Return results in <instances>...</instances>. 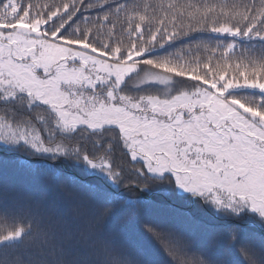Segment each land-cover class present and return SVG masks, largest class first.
Instances as JSON below:
<instances>
[{
	"label": "snow or ice",
	"instance_id": "1",
	"mask_svg": "<svg viewBox=\"0 0 264 264\" xmlns=\"http://www.w3.org/2000/svg\"><path fill=\"white\" fill-rule=\"evenodd\" d=\"M0 152V264H264V0H0Z\"/></svg>",
	"mask_w": 264,
	"mask_h": 264
},
{
	"label": "trees",
	"instance_id": "2",
	"mask_svg": "<svg viewBox=\"0 0 264 264\" xmlns=\"http://www.w3.org/2000/svg\"><path fill=\"white\" fill-rule=\"evenodd\" d=\"M23 158H24L23 154L21 153L9 154L5 156L3 152H0V160H8L11 162ZM50 183H51V179L49 177L47 176L41 177L39 181H37L35 184L31 185L28 188V192L30 195H33L37 200H42L46 198L47 189ZM141 198L149 201L165 199L163 194L158 192L142 193ZM189 211L193 212L196 215L202 214V209L196 204H193L189 209ZM131 215H132L131 211L123 212L118 214L116 217H114L110 222L107 221L106 218L98 216L97 225L101 230L105 228L106 224L110 228H122L125 221L128 220V218L131 217Z\"/></svg>",
	"mask_w": 264,
	"mask_h": 264
}]
</instances>
